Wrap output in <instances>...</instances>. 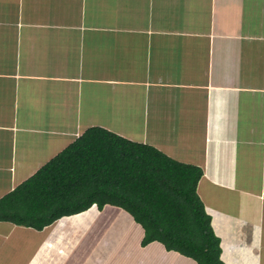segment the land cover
Returning a JSON list of instances; mask_svg holds the SVG:
<instances>
[{
  "label": "crops",
  "instance_id": "obj_1",
  "mask_svg": "<svg viewBox=\"0 0 264 264\" xmlns=\"http://www.w3.org/2000/svg\"><path fill=\"white\" fill-rule=\"evenodd\" d=\"M94 126L199 167L220 259L264 264V0H0V198ZM142 237L0 221V264H196Z\"/></svg>",
  "mask_w": 264,
  "mask_h": 264
},
{
  "label": "trees",
  "instance_id": "obj_2",
  "mask_svg": "<svg viewBox=\"0 0 264 264\" xmlns=\"http://www.w3.org/2000/svg\"><path fill=\"white\" fill-rule=\"evenodd\" d=\"M202 170L102 127L87 128L0 198V221L40 231L105 205L130 215L141 246L163 245L196 264H224L220 240L196 193Z\"/></svg>",
  "mask_w": 264,
  "mask_h": 264
},
{
  "label": "rangeland",
  "instance_id": "obj_3",
  "mask_svg": "<svg viewBox=\"0 0 264 264\" xmlns=\"http://www.w3.org/2000/svg\"><path fill=\"white\" fill-rule=\"evenodd\" d=\"M88 212H90V210L88 211ZM86 214H88V213H86ZM102 218V216L99 218V220Z\"/></svg>",
  "mask_w": 264,
  "mask_h": 264
}]
</instances>
